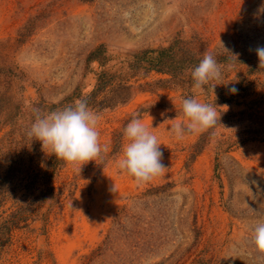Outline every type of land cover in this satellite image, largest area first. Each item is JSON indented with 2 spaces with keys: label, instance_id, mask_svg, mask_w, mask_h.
<instances>
[{
  "label": "rangeland",
  "instance_id": "374dc122",
  "mask_svg": "<svg viewBox=\"0 0 264 264\" xmlns=\"http://www.w3.org/2000/svg\"><path fill=\"white\" fill-rule=\"evenodd\" d=\"M262 3L0 0V51L22 74L12 86L21 107L18 124L0 116V264H264L252 239L264 222V69L254 51L264 46ZM175 38L199 44L203 55L213 53L223 65L221 78L203 91L193 83L134 88L125 103L90 107L102 116L98 130L107 152L80 172L63 160L51 169L50 150L26 136L34 110L61 109L74 92L80 99L92 90L100 69L120 71L133 54ZM100 45L108 58L104 67L88 60ZM251 66L249 94L219 100L218 91L224 94L227 83ZM163 77L139 72L130 81ZM189 95L226 105L220 113H246L178 140L169 130L187 123L181 101ZM136 112L158 137L167 166L139 185L117 167L123 129Z\"/></svg>",
  "mask_w": 264,
  "mask_h": 264
},
{
  "label": "clouds",
  "instance_id": "9594fccd",
  "mask_svg": "<svg viewBox=\"0 0 264 264\" xmlns=\"http://www.w3.org/2000/svg\"><path fill=\"white\" fill-rule=\"evenodd\" d=\"M257 12H264V3ZM221 46L238 61V54H233L222 42ZM254 51L259 60V69H264V46H257ZM222 67L213 53L206 52L198 65L188 70L194 82L193 88L203 91L204 86L220 79ZM228 67L231 68L232 65L229 64ZM215 86L212 84L213 92ZM229 92L236 94L238 89L231 87ZM222 107L227 109L226 105L217 107L197 100L194 95L186 96L181 101V112L187 123L176 122L169 131L180 140L186 133L213 129L220 124L221 113L217 109ZM101 119L102 116L88 106L86 98L77 99L73 104L49 113L34 110V120L27 129L26 136L31 141H40L42 151L50 150L47 154L55 155L56 159L69 165L78 166L77 170L80 172L83 165L102 159V153L107 152V146L100 144L98 124ZM123 140L125 143L122 145L117 167L133 177L136 184L150 182L165 172L167 166L162 162L161 144L143 122L141 113L132 114L130 122L123 129ZM252 239L257 250L264 253V222H259L254 227Z\"/></svg>",
  "mask_w": 264,
  "mask_h": 264
},
{
  "label": "trees",
  "instance_id": "16d2710c",
  "mask_svg": "<svg viewBox=\"0 0 264 264\" xmlns=\"http://www.w3.org/2000/svg\"><path fill=\"white\" fill-rule=\"evenodd\" d=\"M106 50L102 45L93 49L89 55L88 60L99 61L100 65L104 67L108 60L105 55ZM203 51H201L199 44L191 46L188 41L180 38H175L168 45L161 46L155 49H146L141 52L135 53L128 61V65L120 71H109L102 68L95 74L96 81L92 90L80 97L86 98L89 107L94 108H111L116 105L128 101L134 91V88L144 89L145 87H181L187 84L194 83L189 69L198 65L199 61L203 58ZM254 68L251 66L249 69L240 74L236 80L229 81L226 85V91H218L217 98L223 102L236 101L238 97H245L249 94L252 86V79L249 77V71L252 72ZM154 71L165 75L153 82L144 83H131V78L139 75V72L149 73ZM250 72V73H251ZM22 74L17 65H14L8 59V55L0 51V116L5 117V122L15 127L18 124L17 118L20 117L21 107L15 104V97L12 94L13 83L21 79ZM235 87L238 89L236 94H231L229 88ZM81 94L74 92L62 104L61 109L65 106L71 105V98H78ZM79 99V98H78ZM249 105L253 101L247 102ZM45 106V105H44ZM248 108H251L250 106ZM246 113L245 110L239 112H226L221 111L220 123L223 120L228 121L226 116H234L237 114ZM250 114V113H249ZM206 133H203L194 144L195 152L200 151L202 143L205 139ZM55 155H51L49 167L54 169L55 165L59 162ZM196 264H206L202 261H197Z\"/></svg>",
  "mask_w": 264,
  "mask_h": 264
}]
</instances>
